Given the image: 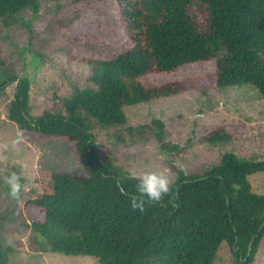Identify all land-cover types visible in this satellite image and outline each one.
Wrapping results in <instances>:
<instances>
[{"label":"trees","instance_id":"trees-1","mask_svg":"<svg viewBox=\"0 0 264 264\" xmlns=\"http://www.w3.org/2000/svg\"><path fill=\"white\" fill-rule=\"evenodd\" d=\"M38 2L0 0V22L11 26ZM117 3L112 24L92 20L62 47L70 61L92 65L94 85L75 87L53 110L30 112L31 79L18 77L0 50V91L16 82L7 118L25 142L72 145L83 169L58 170L44 161L42 192L25 202L24 224L42 239V250L92 256L99 264H214L223 242L235 264H254L264 240V193L253 190L249 176L264 171V159L227 151L201 174L166 160L176 174L172 191L140 211L130 205L137 181L99 149L93 130L124 127L112 133L122 145L154 139L163 152L179 155L184 146L169 140L161 118L131 125L127 107L245 84L264 98V0ZM230 131L217 126L200 140L226 144ZM12 251L0 235V264H10Z\"/></svg>","mask_w":264,"mask_h":264},{"label":"rangeland","instance_id":"rangeland-1","mask_svg":"<svg viewBox=\"0 0 264 264\" xmlns=\"http://www.w3.org/2000/svg\"><path fill=\"white\" fill-rule=\"evenodd\" d=\"M39 0L37 10L28 8L11 26L0 22V50L15 68L18 77L31 79L30 112L40 115L63 104L75 87L94 83L92 65L70 61L62 47L95 20L104 28L118 13L117 0ZM99 16V19H97ZM94 21V22H95ZM108 32H106L107 35ZM1 82V76H0ZM16 82L0 91V235L10 247V264H99L92 256H69L42 250V239L24 224V204L42 192L38 167L45 161L54 169L83 172L76 149L61 140L42 144L25 142L17 125L7 118ZM128 124L137 125L161 118L170 131L169 140L184 146L179 155L165 153L156 140L124 146L112 133L124 127L95 128L93 133L103 153L130 173L163 169L172 181L176 174L166 160L174 161L190 174H201L219 163L227 151L246 159H264V98L245 84L201 93L193 90L157 98L127 107ZM230 129L233 138L226 144L200 140L217 126ZM15 171L22 182L18 198H11L7 175ZM255 192L264 193V171L249 176ZM214 264H235L227 242H223ZM254 264H264V240Z\"/></svg>","mask_w":264,"mask_h":264},{"label":"clouds","instance_id":"clouds-1","mask_svg":"<svg viewBox=\"0 0 264 264\" xmlns=\"http://www.w3.org/2000/svg\"><path fill=\"white\" fill-rule=\"evenodd\" d=\"M131 178L137 181L136 189L138 195H133L130 205L133 209L143 211L146 202L160 201L165 195L172 191L173 181L163 169H145L142 172L130 173ZM8 194L11 198H18L22 192L21 177L15 172H10L6 177ZM120 191L124 188L121 185Z\"/></svg>","mask_w":264,"mask_h":264}]
</instances>
